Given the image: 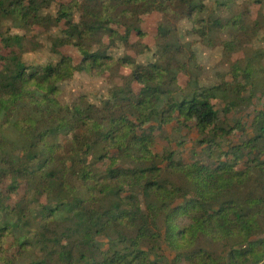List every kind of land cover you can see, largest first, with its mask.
I'll list each match as a JSON object with an SVG mask.
<instances>
[{
	"label": "trees",
	"instance_id": "trees-1",
	"mask_svg": "<svg viewBox=\"0 0 264 264\" xmlns=\"http://www.w3.org/2000/svg\"><path fill=\"white\" fill-rule=\"evenodd\" d=\"M204 7V0H0L7 52L0 55V264H12L11 256L14 264H163V245L170 264H264V105L250 136L224 150L216 139L240 124L224 133L212 103L225 101L226 112L248 105L242 92L260 78L237 68L244 84H199L195 64L182 59L176 23H198ZM142 13L162 15L158 59L138 64L109 54L136 47L132 34L144 38ZM35 28L57 30L49 46L55 64L24 62L26 46H40L20 31ZM70 47L78 64L61 51ZM78 72H107V98L62 103L60 84ZM172 122H191L214 162L155 154L145 127ZM105 160L97 176L93 166Z\"/></svg>",
	"mask_w": 264,
	"mask_h": 264
},
{
	"label": "rangeland",
	"instance_id": "rangeland-1",
	"mask_svg": "<svg viewBox=\"0 0 264 264\" xmlns=\"http://www.w3.org/2000/svg\"><path fill=\"white\" fill-rule=\"evenodd\" d=\"M57 2L68 3L69 0H56ZM221 2V0H220ZM204 12L201 20L196 23L187 20L176 23L177 35L180 36L184 46L183 61L195 64L198 70L199 84L205 87L218 86L223 82L234 83L239 80L244 84V76L237 77V68L248 69L253 72L256 70L260 78L259 83L246 92H242L245 99L249 97V104H242L239 107L226 112L227 103L222 100H213L215 110L218 112V125L224 129V133L239 123V128L228 133L224 137H218L216 141L221 148L226 150L232 145L239 144L250 136V125L255 113L262 109L264 105V0H234L228 2L227 7L221 5L217 0H204ZM57 6L51 8L55 12ZM141 30L144 38L139 39L132 34L129 44L136 47L119 45L109 50V54L115 58L128 55L138 64L155 62L159 56L157 45L160 43L157 36V28L161 24L162 15L159 13L141 15ZM242 20L243 26L240 29H233V21ZM9 28L11 33H17L16 29ZM119 35L122 29L117 28ZM194 32V33H193ZM26 33V34H25ZM57 33V30L51 34ZM25 34L32 43L39 44L40 47L34 48L27 45L23 54V60L27 66L42 67L48 64H55L58 57L50 52L51 34L35 28L30 32L20 31ZM106 43H109L105 39ZM20 51V49H16ZM62 53L71 56L74 63L78 64L80 55L72 47L61 50ZM6 50L0 44V55L6 54ZM96 72V71H95ZM119 74L127 76L130 74L129 68L119 69ZM241 74L242 71H241ZM236 78V79H235ZM184 78H180L179 83L185 84ZM112 81L105 74H88L78 72L73 77L59 86V100L64 104H71L78 98L83 97L89 103L99 104L108 96ZM243 127L245 133L240 132ZM144 134L148 139L154 140L153 151L157 155H164L173 152L174 161L184 163H212L214 159H209L206 154V147L199 144L202 137L198 134L191 122L176 123L161 128L152 129L149 125L145 127ZM69 138H60L59 143L63 144ZM213 160V161H212ZM109 165L108 160L97 162L93 166V171L97 176H101ZM244 160L237 167L238 170L244 169ZM10 202H13L15 195ZM264 239V235H263ZM160 256L163 264H170L174 258L173 253L163 245ZM15 257V256H14ZM12 264L14 258L9 257ZM180 264H184L181 262Z\"/></svg>",
	"mask_w": 264,
	"mask_h": 264
}]
</instances>
